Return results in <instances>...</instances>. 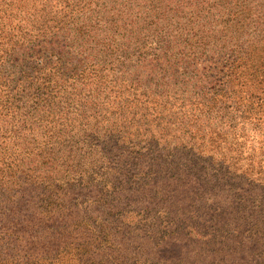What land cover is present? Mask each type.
<instances>
[{
	"label": "trees",
	"instance_id": "trees-1",
	"mask_svg": "<svg viewBox=\"0 0 264 264\" xmlns=\"http://www.w3.org/2000/svg\"><path fill=\"white\" fill-rule=\"evenodd\" d=\"M0 264H264V0H0Z\"/></svg>",
	"mask_w": 264,
	"mask_h": 264
},
{
	"label": "rangeland",
	"instance_id": "rangeland-1",
	"mask_svg": "<svg viewBox=\"0 0 264 264\" xmlns=\"http://www.w3.org/2000/svg\"><path fill=\"white\" fill-rule=\"evenodd\" d=\"M135 62H136V59H135ZM129 64H130V63L127 62V65H129ZM113 71H115V72H119L120 69L116 66L115 69H114ZM144 82L146 83V82H148V81L146 80V81H144ZM144 82H143V83H144ZM127 84H130L129 81L127 82Z\"/></svg>",
	"mask_w": 264,
	"mask_h": 264
}]
</instances>
